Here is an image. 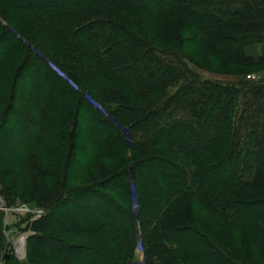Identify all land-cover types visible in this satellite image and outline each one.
Wrapping results in <instances>:
<instances>
[{
    "label": "trees",
    "instance_id": "16d2710c",
    "mask_svg": "<svg viewBox=\"0 0 264 264\" xmlns=\"http://www.w3.org/2000/svg\"><path fill=\"white\" fill-rule=\"evenodd\" d=\"M263 33L264 0H0V195L44 208L0 261L264 264Z\"/></svg>",
    "mask_w": 264,
    "mask_h": 264
},
{
    "label": "rangeland",
    "instance_id": "374dc122",
    "mask_svg": "<svg viewBox=\"0 0 264 264\" xmlns=\"http://www.w3.org/2000/svg\"><path fill=\"white\" fill-rule=\"evenodd\" d=\"M257 69L260 68H256V67L249 68V73L251 74L249 76H252L251 78L252 80L260 79L261 76L264 77V72L263 74L262 73L257 74L255 72ZM199 73L205 79L222 80V81L228 80V78L226 77L212 75L203 71H200ZM36 190H38V188H36ZM11 198L13 200L10 202L8 201L7 203L6 202L7 200L0 195V210H2L4 215L3 216L4 242H3V247L1 249V253L4 255L6 244H8L9 256L16 258L18 260H24L26 255V241L28 236L32 234L30 223L40 218V217L35 218V216L31 214V211L38 209V210H43L44 212V208L41 205H37V203L34 201L28 202V201H21L18 199L15 200L13 197ZM139 242L140 241L138 240V243ZM133 257L135 264H141L143 262L144 255L140 248V245L137 246ZM260 261L261 260L255 259L252 260L251 263L260 264ZM0 264H4V262L1 260Z\"/></svg>",
    "mask_w": 264,
    "mask_h": 264
},
{
    "label": "crops",
    "instance_id": "0c3cea01",
    "mask_svg": "<svg viewBox=\"0 0 264 264\" xmlns=\"http://www.w3.org/2000/svg\"><path fill=\"white\" fill-rule=\"evenodd\" d=\"M245 53L249 57L258 58L259 56L264 54V43L255 44V45L246 47Z\"/></svg>",
    "mask_w": 264,
    "mask_h": 264
},
{
    "label": "built area",
    "instance_id": "2783aa9c",
    "mask_svg": "<svg viewBox=\"0 0 264 264\" xmlns=\"http://www.w3.org/2000/svg\"><path fill=\"white\" fill-rule=\"evenodd\" d=\"M247 78L251 79L252 76H248ZM31 214L34 215L35 218H39V217H41V216L44 214V212H43V210L35 209V210H32V211H31ZM21 248H22V247H21Z\"/></svg>",
    "mask_w": 264,
    "mask_h": 264
},
{
    "label": "water",
    "instance_id": "95a60500",
    "mask_svg": "<svg viewBox=\"0 0 264 264\" xmlns=\"http://www.w3.org/2000/svg\"><path fill=\"white\" fill-rule=\"evenodd\" d=\"M8 247L9 245L6 244L5 250H4V255H3V260H8L9 259V254H8Z\"/></svg>",
    "mask_w": 264,
    "mask_h": 264
}]
</instances>
